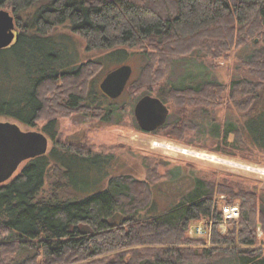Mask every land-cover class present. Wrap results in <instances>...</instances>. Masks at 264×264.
Wrapping results in <instances>:
<instances>
[{
    "label": "trees",
    "instance_id": "obj_1",
    "mask_svg": "<svg viewBox=\"0 0 264 264\" xmlns=\"http://www.w3.org/2000/svg\"><path fill=\"white\" fill-rule=\"evenodd\" d=\"M2 7L11 8L19 29L0 55L13 56L20 67H0V82L5 84L0 87V116L26 127L47 117L41 130L53 143L0 184V264H212L227 259L232 264H264V195L250 186L195 177L188 194L167 211L148 217L139 216L153 208L148 178L116 175L105 189L84 191L85 175L101 170L105 153L56 138V115L85 112L106 121L119 111L85 102H101L106 96L96 97L83 63L73 64L67 37L52 35L66 22L83 38L87 51L107 53L116 61L127 56V48L138 47L145 68L164 67L152 80L157 81L165 67L186 54L206 48L220 54L219 49L227 52L264 39V0H0ZM30 7L32 12L23 17ZM87 64L102 66L100 61ZM247 65L257 81L232 82L230 90L252 102L249 112L258 96L254 91L264 85V53L252 52ZM206 84L172 85L166 92L160 87L156 97L166 103L170 96L176 102L185 94L199 95L203 102ZM215 86L223 90L220 83ZM164 126L166 122L154 132ZM244 126L247 130V122ZM234 131L224 126L223 137ZM247 132L260 148L259 137L252 129ZM221 194L227 203L239 202L240 216L229 223L227 233L214 225L211 247L194 248L198 240L187 236L188 227L211 215L217 219L215 196ZM257 225L263 232L259 247ZM21 251L30 254L11 263Z\"/></svg>",
    "mask_w": 264,
    "mask_h": 264
},
{
    "label": "rangeland",
    "instance_id": "obj_2",
    "mask_svg": "<svg viewBox=\"0 0 264 264\" xmlns=\"http://www.w3.org/2000/svg\"><path fill=\"white\" fill-rule=\"evenodd\" d=\"M2 9L11 13L9 7ZM32 10V7L28 8L22 16L31 13ZM18 29L19 27H16V31ZM52 35L67 37L76 59L73 64L83 63L81 67H84L86 82L92 83V90L98 98L103 94L98 85L109 71L122 64H128L132 68L125 89L116 99L101 97V102L98 99H94L93 102L85 101L103 109L117 107L119 114H109L106 121H99L85 112L56 115V138L65 143L83 145L93 152L105 153L106 164L101 170L89 171L85 175L84 181L88 189L84 191L103 190L107 187L109 178L116 175L128 174L139 180L148 178L152 183L153 208L149 207L141 211L140 217L156 216L167 211L191 191L195 177L216 180L226 178L250 186L257 194L264 195V173L248 168L264 169V85L254 91L258 96L254 100L253 109L249 112L248 107L252 102L247 104L244 96L237 94L235 88L230 90L232 82L257 81L250 72L247 59L252 52L257 51L258 55L264 53V39L258 41L255 38L256 42L248 41L245 45L231 48L227 52L219 49L220 54H217L215 48L186 54L183 59L165 67L164 75L159 76L157 81H152L160 68L164 67L154 64L150 71L148 67L145 68L146 60L138 54V47L127 48V56L116 61L108 58L107 53L98 50L87 51L83 38L72 33L66 22L55 27ZM14 61L13 56L0 55V67H20ZM89 61H100L102 66L91 67L87 64ZM199 82L207 83L208 93H203L206 96L202 99L203 102H200L199 95L185 94L186 98L178 99L176 102L170 96L165 103L169 108L166 126L156 132H144L138 127L133 115V106L140 94V96L145 94L156 96L160 87L166 92L172 85L186 86ZM215 83H220L223 90L219 91L217 86L213 89ZM4 85L0 82V87ZM60 85L61 82H58L57 86ZM147 87L151 88L150 91H143ZM119 115L120 120L116 122ZM46 118L40 119L33 127H26L12 118L3 116H0V122L16 123L22 130L42 131ZM245 122L249 128L247 130L244 126ZM224 126L235 129L234 132L228 133L226 138L223 137ZM251 129L255 137H259L257 141L260 148L256 147L257 142L250 135L251 139L247 132ZM52 143V140H49L47 148H50ZM156 143H169L181 149L226 159L225 161H230L231 164L217 159L182 154L181 151L167 149L155 145ZM22 165L23 162L13 176ZM150 170H155L157 173ZM215 200L218 206L227 203L225 194L216 195ZM233 203H237L240 207L238 201ZM231 225L228 224L225 231L219 232L227 233ZM188 230L187 236L198 240L199 245H194V248L212 246L208 238L190 234ZM256 238V247H259L263 238L259 225L256 228ZM261 248L264 250V245ZM29 254L30 252L21 251L17 257L13 255L12 257L15 258L10 261L19 262ZM6 256L3 254L2 258L6 259ZM212 264H232V262L227 259Z\"/></svg>",
    "mask_w": 264,
    "mask_h": 264
},
{
    "label": "water",
    "instance_id": "obj_3",
    "mask_svg": "<svg viewBox=\"0 0 264 264\" xmlns=\"http://www.w3.org/2000/svg\"><path fill=\"white\" fill-rule=\"evenodd\" d=\"M17 38L13 15L0 8V49L10 46ZM132 68L122 64L109 71L99 83L101 92L110 99L120 96L130 78ZM169 109L163 101L149 94L142 95L133 106L138 127L152 132L162 126ZM46 136L37 130H22L16 123L0 122V184L9 180L20 164L30 157L45 153Z\"/></svg>",
    "mask_w": 264,
    "mask_h": 264
},
{
    "label": "built area",
    "instance_id": "obj_4",
    "mask_svg": "<svg viewBox=\"0 0 264 264\" xmlns=\"http://www.w3.org/2000/svg\"><path fill=\"white\" fill-rule=\"evenodd\" d=\"M218 210L219 217L217 219L211 215L190 223L189 233L210 240L214 225L218 231L222 230L221 232H223L231 221L237 220L240 216V207L237 203H222L218 206Z\"/></svg>",
    "mask_w": 264,
    "mask_h": 264
},
{
    "label": "bare ground",
    "instance_id": "obj_5",
    "mask_svg": "<svg viewBox=\"0 0 264 264\" xmlns=\"http://www.w3.org/2000/svg\"><path fill=\"white\" fill-rule=\"evenodd\" d=\"M155 145H161V146H163V147H165V148H169V149H175V150H177V151H181L182 152V154H184V153H186V154H189V155H192V156H196V157H205V158H207V159H217L218 161H221V162H226V163H229V164H231V162L230 161H225V160H223V159H220V158H217V157H214V156H211V155H206V154H204V153H200V152H195V151H191V150H187V149H181V148H178V147H176V146H174V145H172V144H169V143H156ZM246 167H248V166H245V168ZM248 168H251V169H254V170H257V171H260V172H262V173H264V169H258V168H252V167H248Z\"/></svg>",
    "mask_w": 264,
    "mask_h": 264
},
{
    "label": "flooded vegetation",
    "instance_id": "obj_6",
    "mask_svg": "<svg viewBox=\"0 0 264 264\" xmlns=\"http://www.w3.org/2000/svg\"><path fill=\"white\" fill-rule=\"evenodd\" d=\"M107 97V96H106ZM110 99V98H109ZM116 99V98H115ZM169 115V114H168ZM27 130H29V129H27ZM40 132H42L45 136H46V138H47V146H48V143H49V140H50V138L43 132V131H40ZM30 158H32V157H30ZM30 158H28V159H30ZM28 159H26V160H28ZM25 160V161H26Z\"/></svg>",
    "mask_w": 264,
    "mask_h": 264
}]
</instances>
